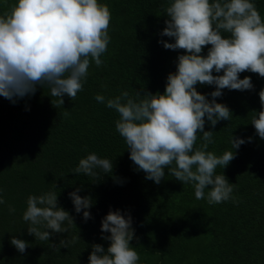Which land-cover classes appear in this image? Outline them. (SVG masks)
Returning <instances> with one entry per match:
<instances>
[{
  "label": "trees",
  "instance_id": "1",
  "mask_svg": "<svg viewBox=\"0 0 264 264\" xmlns=\"http://www.w3.org/2000/svg\"><path fill=\"white\" fill-rule=\"evenodd\" d=\"M16 2L0 0V14ZM100 2L111 12V40L101 56L104 63L97 67L90 62L83 91L75 101L65 96L64 105L56 108L47 86L15 103L0 96V196L5 200L0 204V264H89L92 244L109 245L102 239L101 223L110 210L117 209L132 217L135 236L130 243L140 256L138 264H264V139L251 124L262 109L259 91L264 89V78L241 73V79L251 77L254 88L224 89L217 102L231 109V119L219 121L214 129L205 124V130H213L215 141L208 150L218 156L234 151L233 137L246 141L229 165L216 170L232 184L237 202L210 205L206 197L197 200L194 187L176 180L167 169L157 185L129 159L126 143L115 128L118 113L98 103L95 96L165 90L167 76L176 70L183 51L165 49L159 42H174L160 35L166 27L164 6L169 0ZM253 2L264 18V0ZM197 90L210 100L215 86L197 84ZM202 142L200 133L196 147ZM89 153L113 160V174L93 183L83 174L69 172ZM77 188L81 196L91 195L94 201L87 221L82 212H75L69 197ZM48 191L59 193V205L75 219L68 233L50 239L58 244L79 237L68 247L58 244L56 250L49 248L51 241L29 235L23 220L28 197ZM13 235L29 242L24 253L10 243Z\"/></svg>",
  "mask_w": 264,
  "mask_h": 264
},
{
  "label": "clouds",
  "instance_id": "2",
  "mask_svg": "<svg viewBox=\"0 0 264 264\" xmlns=\"http://www.w3.org/2000/svg\"><path fill=\"white\" fill-rule=\"evenodd\" d=\"M164 12L166 27L160 35L174 38V42H159L165 49L183 50L176 70L167 76L165 90L140 89L135 95L125 90L115 97L97 94L95 100L118 113L116 131L145 179L158 185L167 169L176 180L194 187L197 200L206 197L210 205L236 203L232 184L216 170L229 165L235 150L246 141L233 137L234 151L218 156L208 150L215 141L213 130H205V124L207 121L214 129L219 121L231 119V109L217 102L224 89L254 88L251 77L241 79V73L264 78V18L253 0H169ZM110 20V9L100 0H17L0 14V96L15 103L47 86L56 108L64 105L65 96L75 101L83 91L90 62L97 67L104 63L101 56L111 40ZM206 46L210 47L203 55ZM197 84L215 86L210 100L197 90ZM259 100L262 109L251 124L264 139V89L259 91ZM200 133L203 142L196 147ZM113 169V160L89 153L69 172L83 174L95 183L113 174ZM205 189H209L207 194ZM79 192L77 188L69 197L75 212H82L87 221L94 201L91 195ZM58 194L30 195L23 213L28 234L42 242L51 241L48 246L53 250L58 244L68 247L79 238L61 239L58 244L50 239L68 233L75 223L71 213L59 205ZM4 203L0 196V204ZM9 212H15L11 205ZM101 233L110 243L107 248L92 244L89 264H138L140 256L130 243L135 236L130 214L126 217L119 209L110 210L102 219ZM10 243L20 253L29 247L28 241L15 235Z\"/></svg>",
  "mask_w": 264,
  "mask_h": 264
}]
</instances>
